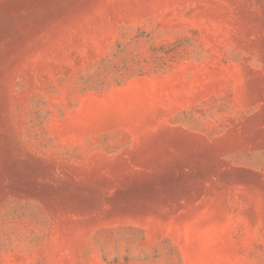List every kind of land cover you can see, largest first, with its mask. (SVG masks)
Returning <instances> with one entry per match:
<instances>
[{"label": "rangeland", "instance_id": "1", "mask_svg": "<svg viewBox=\"0 0 264 264\" xmlns=\"http://www.w3.org/2000/svg\"><path fill=\"white\" fill-rule=\"evenodd\" d=\"M0 264H264V0H0Z\"/></svg>", "mask_w": 264, "mask_h": 264}]
</instances>
